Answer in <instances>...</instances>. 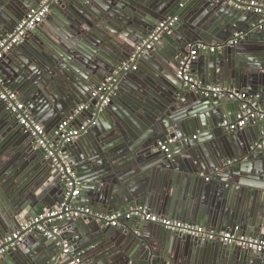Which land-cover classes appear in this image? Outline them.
Here are the masks:
<instances>
[{"label":"water","instance_id":"obj_1","mask_svg":"<svg viewBox=\"0 0 264 264\" xmlns=\"http://www.w3.org/2000/svg\"><path fill=\"white\" fill-rule=\"evenodd\" d=\"M39 3L0 0V39ZM172 17L177 20L169 31H161L150 48L137 49ZM259 19L222 0L54 5L0 60V92L13 90L24 101L50 143L62 147L82 189L75 200L64 199L66 187L52 157L0 100V239L63 202L105 212L143 204L160 216L264 239V147L255 146L261 138L244 140V129L220 127L231 101L239 104L228 92L206 96L174 76L190 46L214 44L220 47L215 53L201 52L194 61L195 76L264 103ZM235 33L243 37L229 44ZM132 54L137 70L120 77L112 101L97 111L91 90ZM79 103L88 104L79 118L94 124L63 144L54 131ZM168 137L175 141L166 156L157 142ZM59 226L60 240L69 243L67 256L62 243L33 232L15 240L0 264H264V250L200 240L152 222L111 226L86 216Z\"/></svg>","mask_w":264,"mask_h":264},{"label":"built area","instance_id":"obj_2","mask_svg":"<svg viewBox=\"0 0 264 264\" xmlns=\"http://www.w3.org/2000/svg\"><path fill=\"white\" fill-rule=\"evenodd\" d=\"M60 1L61 0H40V3L36 7L29 9L14 29L0 39V60L10 49L22 43L27 33L36 28L51 11L52 7ZM222 1L240 10L252 11L260 17L259 22L264 23V2L259 0ZM176 20L177 17H172L159 23L148 36L147 40L138 46L137 49H141L143 45H145L146 48H150L153 42L159 38L160 32L169 31ZM241 37H243L242 34L235 33L234 36L228 40V43H237ZM219 48L220 47L217 45L207 44L205 42H198L190 46L188 52L179 59L174 71V76L192 91L201 92L206 96H218L224 92H228L230 99L239 100V110L235 118L232 120H223L219 123L220 127L224 130L235 132L244 129L251 120L253 122L258 121L259 123L264 122V103L260 102L259 96L250 95L244 91L227 89L217 84H205L192 72L193 63L201 52L208 51L209 53H215ZM134 59L135 54H132L128 60L117 65L98 86L91 90L90 97L96 99V105L99 106L97 111H101L103 107L107 106L112 101L120 77L123 74L137 70V64ZM1 81L0 79V82ZM0 100L3 101L6 109L18 120L24 130L29 132L30 135L36 139L39 146L52 157L54 166L61 174L66 187L64 199L75 200L82 189V181L74 171L71 162L65 157L62 147H57L50 143L46 137L44 127L35 120L34 114L26 107L24 101L20 99L15 91L4 89L0 92ZM87 108V103H79L70 115L66 116L58 123L54 135L59 137L63 144L73 142L86 131L89 125L94 124L92 119L79 121V123H77L80 113ZM96 113L95 111L92 115L95 117ZM174 141L175 138L172 137L158 140L157 148L166 156H169L171 145ZM255 146L257 148H263L264 137H261V139L255 143ZM231 162V160H228L227 164ZM86 216L92 217L100 224L111 226H118L126 221L152 222L159 224L166 230L177 232L182 235L193 236L200 240H218L224 244L236 245L242 249L254 251L264 250V239L262 238L247 236L237 231H216L199 224L160 216L153 212L149 206L143 204L129 207L125 211L113 210L111 212H105L102 210H94L88 205H71L63 202L54 209L31 218L27 222H21L16 231L1 238L0 255L11 247L15 243V240H20L22 236L33 232H37L47 239L55 241L56 244L62 243L63 253L67 254L69 243L66 239L60 240L59 236L62 230L59 223L67 218L76 219Z\"/></svg>","mask_w":264,"mask_h":264},{"label":"crops","instance_id":"obj_3","mask_svg":"<svg viewBox=\"0 0 264 264\" xmlns=\"http://www.w3.org/2000/svg\"><path fill=\"white\" fill-rule=\"evenodd\" d=\"M55 18L53 19V21L58 19V16H54ZM196 64L193 63V67L192 69H196ZM90 98V100H92L93 98L90 97V95L88 96ZM239 110V104L236 101H231L230 103V108L225 110V116H226V120H232L235 118L237 112ZM32 112V111H31ZM33 113V112H32ZM89 118L87 116H80L79 121H86ZM264 122H253V125L248 124L245 128H244V136H242L245 140V138L248 139H253L254 137L261 138L264 137ZM80 203V202H78ZM94 210H101V208L99 207H92ZM127 224H129L130 226L134 227L135 226V221H126ZM67 256V254H66Z\"/></svg>","mask_w":264,"mask_h":264}]
</instances>
